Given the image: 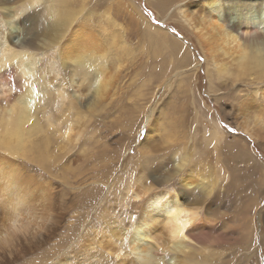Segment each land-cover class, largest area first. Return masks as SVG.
<instances>
[{
	"label": "rangeland",
	"instance_id": "obj_1",
	"mask_svg": "<svg viewBox=\"0 0 264 264\" xmlns=\"http://www.w3.org/2000/svg\"><path fill=\"white\" fill-rule=\"evenodd\" d=\"M178 1L61 0L81 13L71 33L69 29L64 34L65 39H76L65 43L61 39L55 48L58 52H50L55 59V73L60 77L55 82L65 83L74 96L75 89L81 91L85 95L82 103L88 98L90 101L94 91L90 86L95 80L93 71L100 64L95 60L91 75L83 79L78 63L71 61L68 53L73 56L97 53L108 85L93 101L98 107L82 120V134L72 146L52 153L47 165L26 157L16 160L28 178L35 181V193L43 205L39 208L51 213V221L57 224L45 238L16 257H0V264H29L46 255L51 257L48 264H122L114 251L102 248L100 238L93 235L99 228L122 229L124 236L117 237L113 246L128 250L133 224L125 225L128 220L125 216L132 213L133 222L140 219L144 202V198H135L132 192L141 190V196L147 197L145 187L153 177L158 179L152 183L153 190L172 188L189 195H195V191L210 192L205 193L201 205L202 219L209 220L196 238L198 260L208 256L216 264H264L259 237L264 228V143L248 137L241 128L243 115L235 109L240 98L236 94L249 92L251 82L238 80L234 74L217 79L210 72L207 77L209 52L179 16ZM41 2L48 4V0ZM81 20L86 25H82L84 29ZM261 85L264 87V82L254 84L260 90ZM258 98L264 100L260 95ZM79 110L86 109L81 106ZM209 117L215 118L222 133L217 144L209 138L213 129ZM233 154L239 155L240 160L229 161ZM180 160L183 165L177 167V174L170 179L167 172L176 171ZM256 162L259 165L250 173ZM218 165L232 177L234 171L243 170L235 185L242 193L237 204L229 201L234 195L226 197L222 186L223 205H217L218 188L229 182L228 177L215 185ZM245 172L251 177L247 185L243 179L247 176ZM139 176L142 184L136 179ZM185 178L192 183L190 187H186ZM240 186L245 190L239 189ZM256 201H260L257 212L253 206L248 214L241 213L243 205ZM250 220L254 222L252 226ZM248 231L256 241L250 245L245 239ZM133 261L141 262L136 258Z\"/></svg>",
	"mask_w": 264,
	"mask_h": 264
},
{
	"label": "bare ground",
	"instance_id": "obj_2",
	"mask_svg": "<svg viewBox=\"0 0 264 264\" xmlns=\"http://www.w3.org/2000/svg\"><path fill=\"white\" fill-rule=\"evenodd\" d=\"M225 1V4H221L220 0H180L177 2V12L209 52L206 53L207 77L210 72H213L217 79L234 74L238 80L247 79L251 82L249 92L236 94V97L240 98L235 109L239 111V115H243L241 128L248 137L264 143V100L258 98L259 95L264 98V87L261 85L260 90L254 86L264 82V2ZM79 12L74 5L62 4L61 0H48V4H42L41 0H0V223L13 214L24 218L22 233L16 235L7 246L0 243V257L4 259L16 257L22 250H28L30 245L45 238L52 226L57 224L51 221V213L43 212V208H39L43 205L40 196L35 193V181L28 178L30 176L24 173V167L16 160L26 157L37 164L45 165L52 158V153L64 151L72 146L82 134V120L89 115L88 112L98 107V103L93 101L105 84L108 85L97 53L87 56H73L68 53L71 61L78 63V69L84 75L83 79L86 75H91L95 60L100 64L93 71L95 80L90 86L94 91L90 101L88 98L82 103L85 95L81 91L75 89L74 93L77 94L74 96L70 94L65 83L55 82V79L60 77L55 73V59L50 56V52H58L55 48L59 47L61 39L64 43L73 39H65L64 34L69 29L71 33ZM14 18H17L15 22ZM82 20L84 21V17ZM82 20L80 26L84 29ZM11 22H14L13 26ZM94 46L96 49L97 45ZM64 54L67 56V53ZM66 60L63 59V64H66ZM78 102L82 104L78 105ZM81 106L87 111L79 110ZM209 118L213 125L209 138L217 144L222 138V133L215 118ZM240 158L239 155L233 154L228 160L233 162ZM255 161L254 159L253 162ZM180 164L183 165L182 160L176 163V171L167 172L168 176L171 175L170 179L177 174ZM258 165V162L252 164L250 173L256 170ZM242 172L243 170L234 171L232 177L223 166L218 165L215 185L228 177L229 182L227 185L221 183L218 188L215 194L217 205H223L222 186H225L226 197L234 195L229 201L237 204L238 200H241L242 193L238 192L235 185L241 179ZM136 179L140 184L143 183L141 176ZM243 179V183L247 185L251 177L248 174ZM150 180L152 182L145 187L147 197L141 196V190L132 192L135 198H144L140 219L133 222V215L128 212L125 216L128 220L122 219L127 226L129 223L133 224L129 249L125 251L121 250L119 245L113 246L117 237L124 236L122 229L116 231L114 228L94 230L96 233L93 236L100 238L98 241L101 247L113 250L116 259L122 264H134L133 258L141 261L136 264H214L211 257L205 256L199 260L196 257V245L199 246L196 238L200 235L198 231L206 228L208 225L205 222L209 220L202 219L204 211L201 210L206 192L203 193L204 190L201 189L203 192L196 194L195 191V195H189L185 191L172 188L153 190L152 183H157L158 179L153 177ZM184 183L186 187L192 185L188 178H185ZM239 189L245 190L243 186ZM259 202L243 205L241 213L248 214L253 206L254 212H257ZM250 222L252 226L254 222ZM259 237L260 246L264 250V228ZM245 239L250 245L255 236L248 231ZM251 248L255 249V245ZM164 254H168V257ZM40 258L28 263L48 264L47 259L51 257L46 255Z\"/></svg>",
	"mask_w": 264,
	"mask_h": 264
},
{
	"label": "clouds",
	"instance_id": "obj_3",
	"mask_svg": "<svg viewBox=\"0 0 264 264\" xmlns=\"http://www.w3.org/2000/svg\"><path fill=\"white\" fill-rule=\"evenodd\" d=\"M23 217L18 214H13L0 223V243L7 246L16 235L21 234L23 231L22 221Z\"/></svg>",
	"mask_w": 264,
	"mask_h": 264
}]
</instances>
